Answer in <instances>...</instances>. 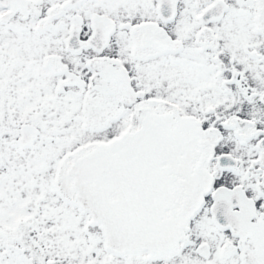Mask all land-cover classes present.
Returning <instances> with one entry per match:
<instances>
[{"label": "snow or ice", "instance_id": "6c2138e0", "mask_svg": "<svg viewBox=\"0 0 264 264\" xmlns=\"http://www.w3.org/2000/svg\"><path fill=\"white\" fill-rule=\"evenodd\" d=\"M0 264H264V0H0Z\"/></svg>", "mask_w": 264, "mask_h": 264}]
</instances>
